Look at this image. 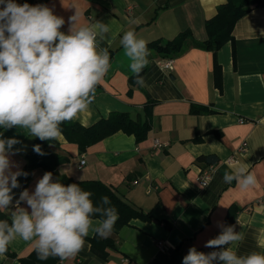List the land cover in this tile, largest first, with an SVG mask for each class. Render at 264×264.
I'll return each instance as SVG.
<instances>
[{
    "label": "crops",
    "instance_id": "1",
    "mask_svg": "<svg viewBox=\"0 0 264 264\" xmlns=\"http://www.w3.org/2000/svg\"><path fill=\"white\" fill-rule=\"evenodd\" d=\"M224 2L41 0L65 20L61 28L65 33L76 11L81 24L101 21L110 26L106 39L99 41V47L109 50L110 68L96 86L88 109L70 121L88 127L119 112L149 122L145 139L138 143L134 136L117 132L83 153L62 134L55 139L59 148L54 149L69 158L57 168L60 174L109 185L122 201L151 216V220L132 219L113 230L107 238L114 241L115 250L108 251L107 260L91 251L88 238L95 233L90 230L83 249L63 264H168L176 249L183 257L192 246L201 252L207 249L205 243L220 234L218 225H227L228 218L229 225L244 233V240L233 245L238 254L264 251L257 247L264 230V0L236 22L233 44L223 45L215 57L195 47L174 59H163L149 50V64L141 74L144 87L131 80V61L120 44L128 30L148 43H165L183 31L193 42L203 43L207 40L205 22ZM214 59L220 66L218 82ZM0 134V138L20 141L14 145L20 151L9 158L12 171H21L34 137L19 127L0 128ZM154 139L167 146L154 149ZM201 157L215 161L208 163ZM81 158L85 163L79 169ZM244 162L255 174L256 186L242 190L236 181L224 183V172ZM210 164L212 178L203 188L198 177ZM44 173L34 169L24 189L34 191ZM18 188L12 190L13 204L24 190ZM21 207L28 206L22 202ZM9 249L15 258L0 256V264H19V258L34 251L31 242L19 237Z\"/></svg>",
    "mask_w": 264,
    "mask_h": 264
},
{
    "label": "clouds",
    "instance_id": "2",
    "mask_svg": "<svg viewBox=\"0 0 264 264\" xmlns=\"http://www.w3.org/2000/svg\"><path fill=\"white\" fill-rule=\"evenodd\" d=\"M80 18L76 11L65 33L61 31L65 20L47 5L0 0V128L19 127L41 141L54 140L61 135L62 123L88 109L110 68L108 48L99 47L110 26L101 21L81 24ZM147 43L134 30L120 39L141 87L146 86L141 73L149 64ZM19 143L14 137L0 138V211L11 218V223L0 220V256L19 237L32 243L37 259L59 258L63 264L83 249L90 230L100 238L109 237L119 218L110 199L102 196L94 204L90 191L77 183L65 185L52 172L38 179L34 191L24 189L13 204L18 177L27 175L12 171L9 157L20 151L14 149ZM34 151L44 154L39 144ZM233 181L242 190L257 184L245 162L224 172L223 182ZM22 202L28 207H21ZM94 216L100 217L95 223ZM218 226L220 234L204 245L218 250L204 253L192 246L182 264H264V251L240 255L234 250L233 245L244 240L243 232L233 225ZM261 233L257 247L264 250V230Z\"/></svg>",
    "mask_w": 264,
    "mask_h": 264
},
{
    "label": "trees",
    "instance_id": "3",
    "mask_svg": "<svg viewBox=\"0 0 264 264\" xmlns=\"http://www.w3.org/2000/svg\"><path fill=\"white\" fill-rule=\"evenodd\" d=\"M34 1L35 0H22L21 5L24 3L33 5ZM260 2L261 0H225L224 3L217 7L215 16L205 22L207 40L203 43L193 42L189 38V33L183 31L165 43H161L158 40L148 43V50L155 52L163 59H174L183 55L190 47H195L210 51L215 57L216 53L223 45L228 42L233 44L232 31L236 22L256 8ZM213 74L215 81L218 82L220 78V66L215 59ZM131 80H135V77L133 76ZM60 128L65 141L68 144L76 145L78 152L83 153L88 147L117 132L134 136L135 141L138 143L145 139L149 130V122L146 119H134L128 113L113 112L106 118H101L88 127L82 126L75 121H66L60 125ZM37 144L40 145L41 151L44 153L43 155L34 151V145ZM54 148H59V143L55 139L41 141L39 138L34 137L31 149L26 154V163L20 171L27 175L18 177L20 184L18 188L19 191H22L26 187L32 171L40 168L44 172H52L54 179H59V181L65 185L77 183L83 190L90 191L93 194L91 199L94 204H99L101 197L107 196L111 201V205L117 209L119 216L114 226V231L127 225L132 219H141L144 221L151 220V216L148 213H143L140 209H136L122 201L115 194L111 186L95 180L75 181L64 174H60L57 168L61 164L68 162L69 158L66 155H61ZM199 160L207 161L208 163L215 161L214 157H201ZM228 217H231V215L229 214ZM93 218L100 219L99 216H94ZM228 219L227 225L230 224V218ZM0 220H8L9 223H11V220L2 211H0ZM88 241L91 251L102 260L108 259L109 250H115V244L112 239L100 238L94 234L92 237L88 238ZM5 255L10 258H15V255L10 251L9 247ZM182 258L183 256L178 249H176L168 264H182ZM18 261L19 264H57L59 258H49L48 260L41 261L37 259L34 250L27 257L19 258Z\"/></svg>",
    "mask_w": 264,
    "mask_h": 264
},
{
    "label": "built area",
    "instance_id": "4",
    "mask_svg": "<svg viewBox=\"0 0 264 264\" xmlns=\"http://www.w3.org/2000/svg\"><path fill=\"white\" fill-rule=\"evenodd\" d=\"M37 4H42L41 3V0H35L33 2V5H37ZM166 66H169L170 65V62H166L165 63ZM167 146V143H162V142H159L157 141L156 139H154L153 143H152V147L154 149H158V148H163V147H166ZM85 161L84 159L81 158V161L79 162V165H78V168L80 169L83 165H84ZM213 170H214V167L212 164L208 165L205 169H203L200 174H199V177H198V184L201 186V187H206L211 178H212V174H213ZM158 245L160 246L161 243H158ZM214 250H218V249H214V248H207L205 249L204 253H209L211 251H214ZM78 264V263H77Z\"/></svg>",
    "mask_w": 264,
    "mask_h": 264
}]
</instances>
